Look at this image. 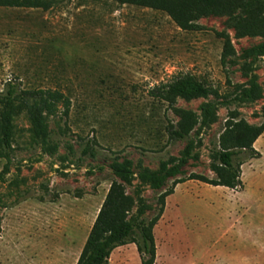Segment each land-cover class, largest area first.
<instances>
[{"label":"rangeland","instance_id":"rangeland-1","mask_svg":"<svg viewBox=\"0 0 264 264\" xmlns=\"http://www.w3.org/2000/svg\"><path fill=\"white\" fill-rule=\"evenodd\" d=\"M55 1L48 11L0 8V91L17 81L23 89L59 90L70 101L66 117L62 108L47 116L53 152L24 113L15 118L9 161L0 158V264H46L61 252L73 260L111 181L123 183L115 167L131 163L126 191L145 200L149 216L155 192L173 179L214 176L209 151L229 111L250 124L264 121V58L248 76L240 65L223 67L216 34H227L237 54L262 39L237 38L225 16L203 17L202 30L185 32L161 11L111 0ZM184 74L221 94L232 92L227 79L249 88L255 78L259 91L252 102L178 98L171 109L149 96ZM209 102L216 104L215 121L192 134L201 141L197 160L183 158L185 143L167 144L166 124L188 111L200 115ZM254 148L260 158L241 166L238 191L197 181L175 187L153 229L155 264H264V134ZM170 159L177 174L155 191L144 174ZM108 264H140L135 246L115 250Z\"/></svg>","mask_w":264,"mask_h":264},{"label":"trees","instance_id":"trees-1","mask_svg":"<svg viewBox=\"0 0 264 264\" xmlns=\"http://www.w3.org/2000/svg\"><path fill=\"white\" fill-rule=\"evenodd\" d=\"M70 1V0H64ZM119 4L135 5L161 11L182 31L202 30L198 23L203 17L222 15L233 29L237 38H261L262 41L240 54L235 51L229 36L217 33L222 40L220 63L223 67H236L248 76L254 71L255 63L264 58V0H111ZM55 0H0V8L40 9L48 11ZM264 66V59H263ZM230 94H221L217 88L190 74L177 75L166 83H161L149 91V96L174 107L178 98L185 100L207 99L212 97L222 105L237 102H252L259 91L255 78H251L249 88L243 84H231ZM70 101L59 90L23 89L20 82H8L0 91V158L9 161L14 138V121L24 113L35 137L40 138L42 147L48 152L54 149L47 145V116L63 109L68 115ZM214 102L201 107V114L188 111L182 114L177 124L168 121L165 127L167 144L183 141L182 157L196 161L194 149L201 145L192 134L197 126L204 127L215 121ZM264 112V107L262 108ZM237 111H229L222 131L213 148L209 151V169L214 174L208 178L190 173L172 180L169 187L158 192L168 175L177 174V166H170L174 159L164 161L154 172H145L154 195L153 214L145 216L146 203L143 198L135 200L130 196L125 183L131 180V163L115 167L123 183L112 180L104 200L90 228L76 264H108L111 253L118 247L133 244L140 264H155L156 246L153 229L165 210V199L174 193L177 185L197 181L212 187H224L238 191L242 188L241 166L248 160L260 158L254 143L264 134V121L250 124L239 117ZM136 209V214L132 210ZM1 224V215H0Z\"/></svg>","mask_w":264,"mask_h":264},{"label":"crops","instance_id":"crops-1","mask_svg":"<svg viewBox=\"0 0 264 264\" xmlns=\"http://www.w3.org/2000/svg\"><path fill=\"white\" fill-rule=\"evenodd\" d=\"M256 142H257V141H256ZM256 142L254 143V147H255ZM122 247H124V246H122ZM119 248H121V247H118V248H116L115 250H117V249H119ZM115 250H114V251H115ZM114 251H113V252H114ZM113 252H112V253H113ZM59 253H60V252H59ZM112 253H111V254H112ZM28 254H30V251H29ZM78 256H79V255H78ZM78 256H75V257L73 258V260H72V259H69V258H68L66 252H61L59 255H54V256H51V257L47 258V263H46V264H64L65 262H67V264H76L77 259H78ZM30 259H31L30 255H27V257L25 258V260H30Z\"/></svg>","mask_w":264,"mask_h":264}]
</instances>
